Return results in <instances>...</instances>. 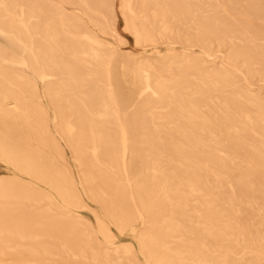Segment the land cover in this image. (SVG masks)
I'll return each mask as SVG.
<instances>
[{"label":"bare ground","instance_id":"bare-ground-1","mask_svg":"<svg viewBox=\"0 0 264 264\" xmlns=\"http://www.w3.org/2000/svg\"><path fill=\"white\" fill-rule=\"evenodd\" d=\"M0 162V264H264V0H0Z\"/></svg>","mask_w":264,"mask_h":264},{"label":"rangeland","instance_id":"rangeland-1","mask_svg":"<svg viewBox=\"0 0 264 264\" xmlns=\"http://www.w3.org/2000/svg\"><path fill=\"white\" fill-rule=\"evenodd\" d=\"M114 11L117 16L116 17V28H117L119 37L122 41V44L119 45L117 41H115L114 39H110V40L116 47H118L122 51L135 52L137 48L135 47V44H134V38L128 32L124 30V23L119 13L117 2L115 3ZM85 25L87 26L89 30H91V26L88 23L85 22ZM176 48L179 49V46H177ZM158 49L159 51L164 53L165 47L159 46ZM194 51L196 52L197 49H194ZM148 62L150 63L151 61H148ZM254 86L255 88L257 87L256 85ZM63 165H65V167L70 171V174L74 177V179L77 180L79 176L78 174L79 169L77 167V164L71 159V156L68 151L65 152ZM15 175H18L15 170H13L12 168L0 162V176H15ZM41 189L46 190L43 187H41ZM82 198L87 205V209L78 211L76 215L80 216L84 220V222L87 223L88 225L95 227L96 220H97L96 217H98L99 219H102L103 211L97 204L91 202L85 196H83ZM135 227L139 229L138 224H136ZM111 235L117 244H131L136 250V256L138 258V262L140 264H147L146 258L139 251L136 240L130 231H125L121 233L117 231L116 229H114L113 227H111ZM245 257L250 258V255L247 254ZM248 264H256V263L251 261Z\"/></svg>","mask_w":264,"mask_h":264}]
</instances>
